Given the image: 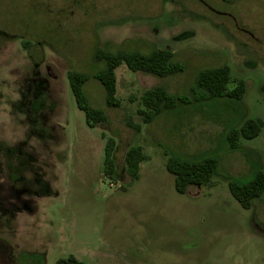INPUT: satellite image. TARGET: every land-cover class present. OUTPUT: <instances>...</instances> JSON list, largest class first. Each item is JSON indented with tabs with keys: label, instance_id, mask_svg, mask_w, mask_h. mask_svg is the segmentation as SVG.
Returning <instances> with one entry per match:
<instances>
[{
	"label": "rangeland",
	"instance_id": "obj_1",
	"mask_svg": "<svg viewBox=\"0 0 264 264\" xmlns=\"http://www.w3.org/2000/svg\"><path fill=\"white\" fill-rule=\"evenodd\" d=\"M155 47L172 50L183 70L157 77L120 63L113 107L89 76L84 94L106 119L87 125L67 71L93 73L96 48ZM220 64L245 82L242 98L195 101L197 71ZM156 85L189 102L143 123L141 95ZM247 118L261 122L258 135L230 149L226 133ZM133 145L145 158L130 181ZM168 154L213 155L211 184L177 193ZM256 169L264 173V0H0V264H37L31 253L41 264L69 255L82 264H264V194L244 209L227 188Z\"/></svg>",
	"mask_w": 264,
	"mask_h": 264
},
{
	"label": "trees",
	"instance_id": "obj_2",
	"mask_svg": "<svg viewBox=\"0 0 264 264\" xmlns=\"http://www.w3.org/2000/svg\"><path fill=\"white\" fill-rule=\"evenodd\" d=\"M26 42L22 46L26 48ZM92 59L100 63L90 75L68 70L66 73L69 88L75 98L76 104L84 113V120L89 126L106 119L103 110L89 104L83 91V84L89 76L102 87L104 93V104L107 107L118 105L115 96V68L124 63L132 72H143L157 77H165L178 72L184 68V64L174 57L172 50L168 48H152L147 52L138 50L117 49L109 51L96 48ZM232 82L230 88L227 87ZM246 86L242 79H231L229 67L226 64L201 68L197 71L191 86V92L195 101L209 100L212 98H225L239 100L245 92ZM189 99L184 95L168 92L163 86L156 85L145 89L141 95V107L136 113L143 123L150 122L162 111L171 110L178 103H187ZM261 122L258 119L247 118L237 128L230 129L225 135V141L230 149L238 147L239 139H250L258 135ZM113 140L107 139L104 147L103 173L112 177L114 164L112 159ZM145 158L140 146L133 145L124 153V167L130 181L138 177L139 163ZM217 167V160L213 155H207L198 159H187L168 154L165 160V169L173 177V186L177 193L183 194L190 186H207L211 184ZM227 188L230 195L237 201L240 207L248 209L254 200L264 194V173L256 169L252 177L245 181L236 179L227 180ZM26 256L38 257L37 264H41L43 258L40 254H26ZM56 264H82L81 261L69 255L65 259H58Z\"/></svg>",
	"mask_w": 264,
	"mask_h": 264
}]
</instances>
